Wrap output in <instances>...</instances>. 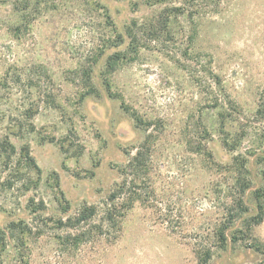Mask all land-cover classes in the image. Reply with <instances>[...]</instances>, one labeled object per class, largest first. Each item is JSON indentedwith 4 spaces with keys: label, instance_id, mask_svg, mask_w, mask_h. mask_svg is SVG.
Returning a JSON list of instances; mask_svg holds the SVG:
<instances>
[{
    "label": "rangeland",
    "instance_id": "rangeland-1",
    "mask_svg": "<svg viewBox=\"0 0 264 264\" xmlns=\"http://www.w3.org/2000/svg\"><path fill=\"white\" fill-rule=\"evenodd\" d=\"M5 140L41 174L30 191L0 186V230L44 234L12 242L0 264H201L207 251L209 264H264V0H0ZM125 181L142 200L118 239L99 236ZM31 201L46 206L39 218ZM84 205L99 209L89 241L66 252L46 220Z\"/></svg>",
    "mask_w": 264,
    "mask_h": 264
},
{
    "label": "trees",
    "instance_id": "trees-1",
    "mask_svg": "<svg viewBox=\"0 0 264 264\" xmlns=\"http://www.w3.org/2000/svg\"><path fill=\"white\" fill-rule=\"evenodd\" d=\"M116 66L117 62L112 57L108 66L109 71L114 72L116 70ZM224 144L226 147L231 148V143H229V141H225ZM144 146L142 149H138L136 155L132 157V160L129 164L130 167L132 166L138 171L146 169L148 151L145 150ZM18 155L19 153L17 151V148L9 140L0 142V162L4 165L3 174L8 172V175L5 178H3L2 173H0V180L2 179L0 186L6 188L7 190H10L20 184V188L22 190L30 191L32 185L37 186L38 183L35 181L33 182L30 178L27 179L28 174L37 171V174L40 175L41 171L38 168L35 159L31 156L29 150L26 147L21 149L20 155ZM16 157H18V162L17 165L13 167L11 166L13 165L12 161L13 158ZM22 176H24L23 179ZM60 195L63 206L62 212L64 214H67L70 210V205L65 199L62 191H60ZM257 196L259 214L256 222L257 224H259L263 221L264 201L262 200L263 197L261 195L258 194ZM141 200L142 196L138 192L137 186L134 190L131 191L127 190V181L117 186L110 194L108 202L104 205L101 225H95L94 227L97 229L98 235L102 236L105 226L107 227V230L113 231V233L115 234L113 240L118 239V235L122 231V222L124 218L127 216L128 212L134 208L135 204ZM29 208L31 214L35 215L36 218H39L38 214L46 211L44 202L35 203L34 201H31ZM98 214L99 209L97 206L84 205L75 215L69 216L66 219L50 218L46 221L47 223H53L56 230L65 233L56 237L58 240V244L66 252H73L89 241V231H92L91 228L87 231L83 230H85V228L89 226L92 221H94V219L97 218ZM43 234V231L37 226L31 227L25 221H13L9 223V225L5 229L0 230V259H4L2 257V253L6 252L9 249L12 242L18 243L20 246L25 247V245L29 243L31 239L35 237L40 238L41 236H43ZM218 234L220 245L225 246L228 240L225 231L222 229ZM19 252L20 253H18L19 256L17 257V259H23L25 255L21 251ZM200 259L201 264H209L211 253L207 251L203 257H200Z\"/></svg>",
    "mask_w": 264,
    "mask_h": 264
}]
</instances>
